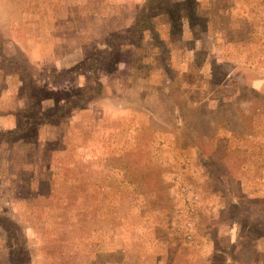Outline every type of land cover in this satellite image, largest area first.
I'll list each match as a JSON object with an SVG mask.
<instances>
[{
	"label": "rangeland",
	"instance_id": "obj_1",
	"mask_svg": "<svg viewBox=\"0 0 264 264\" xmlns=\"http://www.w3.org/2000/svg\"><path fill=\"white\" fill-rule=\"evenodd\" d=\"M17 129L0 264H264V0H0Z\"/></svg>",
	"mask_w": 264,
	"mask_h": 264
},
{
	"label": "trees",
	"instance_id": "obj_2",
	"mask_svg": "<svg viewBox=\"0 0 264 264\" xmlns=\"http://www.w3.org/2000/svg\"><path fill=\"white\" fill-rule=\"evenodd\" d=\"M172 19H173V21H175V18H174V15L172 14ZM122 35L121 34H116L115 36H114V39L116 40V41H120L121 39H122ZM97 60H99V58L97 59ZM96 60V61H97ZM100 62H96V64H93L92 66H91V70L92 71H99L100 69H102V68H104L105 67V65H101V64H99ZM100 83V82H99ZM100 85H101V87H94V88H91V89H88V90H86L85 91V94H87L88 92H96V93H98V91H101L102 90V83H100ZM34 102V101H33ZM33 105V104H32ZM62 112V109H60L57 113H56V115L57 114H59V113H61ZM54 118V117H53ZM19 132H21V129H17V130H14V131H11V132H9V133H7V132H4V131H0V136H11V135H14V134H19ZM10 229H15L13 226H10ZM16 230V229H15ZM259 230V229H258ZM260 235H263L264 236V234H260ZM19 254V251L17 252V251H15L14 252V256H13V259H12V261H11V264H21L20 263V261L17 259V255Z\"/></svg>",
	"mask_w": 264,
	"mask_h": 264
}]
</instances>
